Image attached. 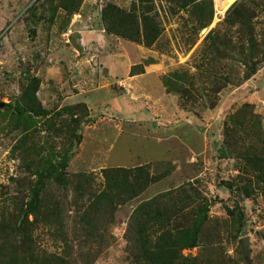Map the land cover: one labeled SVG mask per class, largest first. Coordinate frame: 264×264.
I'll return each mask as SVG.
<instances>
[{
  "label": "rangeland",
  "instance_id": "rangeland-1",
  "mask_svg": "<svg viewBox=\"0 0 264 264\" xmlns=\"http://www.w3.org/2000/svg\"><path fill=\"white\" fill-rule=\"evenodd\" d=\"M240 2L253 14L254 40L264 44V0H200L188 9L164 0L142 9L135 0H0V103H30L35 97L50 113L38 119L37 129L22 131L1 109L0 223L13 224L19 216L42 158L52 151L70 157V184L49 183L42 220L29 229L26 264H138L130 218L140 202L164 193L187 200L181 220L209 206L201 245L184 255L198 257L200 264H264V185L249 184L254 193L244 198L236 190L244 163L221 153L225 125L244 105L264 122L263 57L251 62L248 45L241 55V35L231 27L233 58H216L217 41L205 40ZM211 14V26L199 30L194 18ZM157 27L162 34L148 48L147 31ZM218 31L224 42L228 28ZM137 46L157 51L166 62L159 91L188 113L174 131L157 120L139 126L127 108L129 98L119 99L134 91L132 79L145 73ZM255 62V74L244 80ZM109 71L121 79L113 80ZM186 88L190 93L183 98ZM143 89L147 99L138 98L139 105L147 102L151 110L170 105L169 100L160 105V98L153 103L149 86ZM113 170L128 174L138 198L123 203L115 197L107 178ZM228 185H234L232 191ZM227 209L237 212V226Z\"/></svg>",
  "mask_w": 264,
  "mask_h": 264
},
{
  "label": "trees",
  "instance_id": "trees-1",
  "mask_svg": "<svg viewBox=\"0 0 264 264\" xmlns=\"http://www.w3.org/2000/svg\"><path fill=\"white\" fill-rule=\"evenodd\" d=\"M164 1L169 4L181 3L185 9H188L190 7L195 8L200 0ZM151 2L152 0H135V6L139 5L142 9L143 6ZM197 13L198 11L195 15ZM146 17L145 23H149L150 19ZM252 18L251 9L244 2L237 3L228 11L225 20L216 29L217 31L213 30L206 35L205 40L207 42L214 43V41H217V47H214L216 58H233L230 55V49L231 47L234 49L236 46H233V40L228 38L229 28L231 27L238 30L239 36L241 35L239 40L243 41L241 45L243 51L240 54L244 55L245 45H248L249 60L253 62L256 56L260 57L262 55L263 59L261 60L264 62V44L259 45L254 40ZM194 20L199 23V30H203L211 26L213 17L212 14L209 17L202 15L195 17ZM223 27L228 28V31L224 32V42L219 39L220 31H218ZM161 34L158 27L157 29L150 28L144 41L145 46L152 47ZM221 47H224V49ZM215 55L213 54V56ZM256 65L257 62L253 64L251 72L246 74L244 80L250 79L255 74ZM229 80V78H226L227 82ZM189 85L193 87V100H197L196 97L199 91L194 87L193 79H191ZM218 87V91L223 89L220 85ZM189 93V89L186 88L180 96L183 94L184 98V95ZM205 93L206 90H203L200 97L203 98ZM34 100L37 101L35 97ZM35 101L30 103L18 102L17 105L12 103L0 104H5L2 110L5 111L6 115L14 118L17 128L27 131L32 128L37 129L38 123L50 114L42 105L36 104ZM182 106H184V103ZM250 107L252 106L244 105L236 114L230 116L225 125V140L221 151L223 155L228 157L237 156L244 163L238 175L240 186L236 187V190L241 191L244 198H250L254 193V188L249 184L264 185V122L260 116L253 112V109L249 110ZM74 109L69 108L68 110L73 113ZM2 110L0 109V112ZM40 118L41 120H38ZM76 141L81 142L80 135H76ZM69 161L70 157L67 153L57 155L52 151L49 156L42 158L39 162L34 172L36 181L30 189L29 200L22 206L19 216L13 217L15 219L13 224L0 223V264H26L25 241L31 238L29 229L34 225H38L44 215L46 204H44L43 195L49 183L61 187H67L70 184L68 179ZM119 172H122V170L109 171L107 175L110 181L108 189L110 191L116 190L115 197L119 200L122 197L121 201L123 203L131 202L139 197V193L136 191L137 185L130 182L128 174L121 176ZM228 186L229 190L232 191L234 185ZM170 195L164 193L153 199L142 201L132 213L128 226L136 245L134 260L138 261V264H200L198 257H193L191 254L186 256L184 252H191L201 245L202 231L208 221L209 206L199 207L190 216L183 215L181 217L183 220H181L178 213L183 210L181 207L187 200L177 202L174 198H170ZM111 196L112 194L107 192L105 198L110 199ZM102 205L103 203L98 204L99 207ZM24 211L26 212L23 216ZM226 211L233 218L234 225L237 226L240 221L237 212L231 209ZM88 212L90 213V211ZM31 216L34 217L33 223L29 221ZM18 219H20L19 223H17ZM31 242H33L32 239ZM244 243L245 241H242V244ZM34 263L36 264V262ZM133 264H136V262Z\"/></svg>",
  "mask_w": 264,
  "mask_h": 264
},
{
  "label": "crops",
  "instance_id": "crops-1",
  "mask_svg": "<svg viewBox=\"0 0 264 264\" xmlns=\"http://www.w3.org/2000/svg\"><path fill=\"white\" fill-rule=\"evenodd\" d=\"M90 35H84V40H89L86 38H90ZM109 40V39H107ZM136 53L137 56L139 57L140 61H143L146 65L145 67V73L141 75L135 76L132 81H134L136 84L134 86V91H131L129 89V94L123 97H120L119 99H128V105L127 108L129 110H132L133 112V117L137 121V123H154L156 120L160 122L161 124H164V127L167 128L168 125L170 126L171 130L174 131L177 129L176 125L180 119H185L186 115L188 113L181 111L178 107V103L175 102L174 100H169L168 96L164 94V92L159 91L160 90V85L158 81V76L161 74V72L167 69L166 62L163 63L159 53L155 50H150L142 46H137L136 47ZM121 61H123V58H121ZM109 74L111 75L113 80L119 81L121 78L116 74V72L109 71ZM146 83V84H144ZM145 85L149 86V97L151 101H153L155 98H160V105L163 103L167 102V100L170 101V105H167V107L164 106H158L151 110L150 108H146L147 102H144L142 104L136 103L138 98L142 99L143 96H145L144 89ZM108 88H111V85L108 86ZM128 90V89H127ZM134 99H133V98ZM114 95V100L119 102ZM147 98H143V101H145ZM146 104V105H145ZM156 106V105H155ZM128 114V113H127ZM184 117V118H183ZM186 120V119H185ZM137 124V125H138ZM139 124V126H140ZM168 130V129H167Z\"/></svg>",
  "mask_w": 264,
  "mask_h": 264
},
{
  "label": "water",
  "instance_id": "water-1",
  "mask_svg": "<svg viewBox=\"0 0 264 264\" xmlns=\"http://www.w3.org/2000/svg\"><path fill=\"white\" fill-rule=\"evenodd\" d=\"M5 107V104H0V109H3Z\"/></svg>",
  "mask_w": 264,
  "mask_h": 264
}]
</instances>
